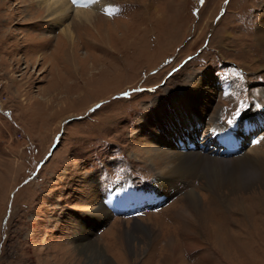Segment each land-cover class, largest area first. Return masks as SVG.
Returning <instances> with one entry per match:
<instances>
[{"label": "rangeland", "instance_id": "374dc122", "mask_svg": "<svg viewBox=\"0 0 264 264\" xmlns=\"http://www.w3.org/2000/svg\"><path fill=\"white\" fill-rule=\"evenodd\" d=\"M68 1L90 5V21L57 20L43 0H0V264H264L251 190L236 212L238 196L205 187L216 166L165 188L148 156L185 138L186 150L233 155L220 139L238 120L237 149H264L253 124L264 115V0ZM163 104L172 124L182 108L198 125L160 144ZM144 186L164 204L112 214Z\"/></svg>", "mask_w": 264, "mask_h": 264}, {"label": "bare ground", "instance_id": "6f19581e", "mask_svg": "<svg viewBox=\"0 0 264 264\" xmlns=\"http://www.w3.org/2000/svg\"><path fill=\"white\" fill-rule=\"evenodd\" d=\"M43 1L45 4L46 11L52 14L53 18L57 20L58 19L63 20L65 17L68 16L69 12H71L73 13L75 19H82L83 21H87V22L90 21L89 18L91 16L90 14L91 6L89 5L88 9H85L82 5L83 0L81 2L82 4L77 5L75 8L71 7V3L68 0H43ZM84 2H87V1L84 0ZM61 33L63 34V36H66L68 33H70L69 26L68 25L64 26L61 30ZM255 40H256V43L258 42L261 46H264V32L257 34ZM62 77L63 76L58 73V78L60 79L56 82L54 86L59 85L60 81L63 82ZM177 103L179 104L178 106L181 105L180 101H177ZM263 104H264V100H263ZM165 105L166 104H163L162 106H160L158 111H159V114H161L163 121L165 123H168L169 128L168 130H165L164 133L159 129L162 132V136H163L161 137L160 135L157 137V141L160 144L170 143V141L166 140V138L169 139V137L173 136L176 133L182 132V130L184 129L188 130L192 125H198V121H199V119H197L193 114H188L186 110L180 108L179 114H176L175 116V120L177 121V123L172 124L173 114L171 111L168 110V108ZM263 110H264V107L262 111ZM248 119L250 118H246L242 120L244 121L243 125H245ZM240 122L241 121L238 120L236 122H233V124H231L230 128H234L233 130L234 134L229 137L228 142H225L220 139V141L223 142L225 147L230 148L228 150L230 151L229 153L233 154L228 157L212 156L209 153H203L198 150H195V151L189 150V149L186 150L185 147L187 143L189 142V139H186V138L185 140L180 141L179 146L178 144L177 145L172 144L173 149L167 150L166 152L165 150H162L159 147H156L155 149L149 152L147 150L148 156L152 157V160H151V165H153L152 169L157 170L158 174L161 176V178L159 177L156 181L161 183L160 186H164L165 188H170L172 187L174 177L181 178V179L195 177L199 174L200 165L203 164L202 167L205 168V166L209 164V166L211 165L216 166L217 171H220L219 176L217 175L216 176H203L202 175L205 180V187L207 189L209 188L210 193H218V192L224 193L225 191H227L229 194L238 196L237 198L239 199L240 194H242L241 191H245L249 189L251 190L250 192L251 194L249 197L253 199L251 205L257 209L264 211V149L259 150L257 148V150H254L252 153H247V152L245 153L242 150L237 149L240 143L238 141V138L235 137V135L238 136L237 133L239 132L241 128ZM253 124L256 126L264 127V115L262 114L256 115ZM165 126H167V124ZM212 132H214L213 134H221L223 132V129L215 128ZM190 146H193V145H190ZM178 148L180 149L183 148L184 150L180 151L178 150ZM244 168H251L254 170L251 174H244L242 172ZM257 186L262 187V188L260 190L250 189L251 187L253 188ZM144 187H150V186H144ZM154 187L155 189L158 188L156 184ZM107 190L108 189H106V191ZM106 191L104 192L103 197L107 196ZM160 194H162L161 191H160ZM186 196L190 199V203L192 205L195 206L197 204L199 200V196L196 194V192H194V190H190L189 192H187ZM125 203H126V200H122V202H120V204H125ZM213 203H214L213 205L217 208V210H219L220 208L217 207L216 202L213 201ZM100 204H98L97 206L98 208L95 212H98V213L101 212L102 210L101 207L103 205L101 206ZM234 205L237 208V209L235 208L236 212L244 207L243 203L240 202V199ZM225 206L227 207V202L225 203ZM225 206L223 210L226 211V209H228L229 207L225 208ZM105 209L106 208H104V210ZM230 209H233V208H230ZM223 210H221V212H224ZM235 210H231V211H235ZM134 226L139 227L140 226L139 222L138 224H134ZM143 230L144 231L147 230L148 232L152 233L151 230L148 228L143 227ZM167 241H170V240L168 239V240H165L164 242L168 244L166 246H168V248L172 252V250L174 249L173 244L168 243ZM164 248H167V247H164ZM97 253H98L97 255H99V252ZM169 262L167 261L166 264H170Z\"/></svg>", "mask_w": 264, "mask_h": 264}, {"label": "water", "instance_id": "95a60500", "mask_svg": "<svg viewBox=\"0 0 264 264\" xmlns=\"http://www.w3.org/2000/svg\"><path fill=\"white\" fill-rule=\"evenodd\" d=\"M148 187H143L142 190H146ZM113 192H114V189L113 188H110L107 192V197L105 199L102 198L101 202L103 203V205L105 204L106 202V199H109L108 202L113 198ZM107 202V203H108ZM106 203V204H107ZM123 206H125V204H121Z\"/></svg>", "mask_w": 264, "mask_h": 264}, {"label": "snow or ice", "instance_id": "6c2138e0", "mask_svg": "<svg viewBox=\"0 0 264 264\" xmlns=\"http://www.w3.org/2000/svg\"><path fill=\"white\" fill-rule=\"evenodd\" d=\"M80 2H81V0H73V3H74V4H77V3H80ZM87 2H88V3H96L97 0H87Z\"/></svg>", "mask_w": 264, "mask_h": 264}]
</instances>
